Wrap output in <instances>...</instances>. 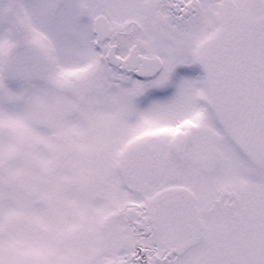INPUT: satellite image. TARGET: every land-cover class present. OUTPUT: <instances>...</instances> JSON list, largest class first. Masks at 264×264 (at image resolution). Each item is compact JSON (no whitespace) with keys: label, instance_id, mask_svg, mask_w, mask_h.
<instances>
[{"label":"snow or ice","instance_id":"obj_1","mask_svg":"<svg viewBox=\"0 0 264 264\" xmlns=\"http://www.w3.org/2000/svg\"><path fill=\"white\" fill-rule=\"evenodd\" d=\"M0 264H264V0H0Z\"/></svg>","mask_w":264,"mask_h":264}]
</instances>
